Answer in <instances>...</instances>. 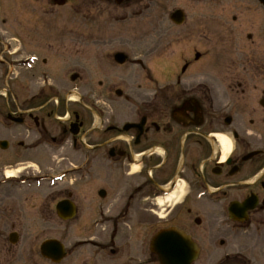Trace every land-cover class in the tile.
Instances as JSON below:
<instances>
[{
	"label": "flooded vegetation",
	"instance_id": "1",
	"mask_svg": "<svg viewBox=\"0 0 264 264\" xmlns=\"http://www.w3.org/2000/svg\"><path fill=\"white\" fill-rule=\"evenodd\" d=\"M39 1L44 10L33 17L63 7ZM130 1L78 0L72 8L89 18L101 3L119 9ZM199 2V26H175L170 15L162 74L139 59L130 64L125 38L109 26L101 41L86 43L105 49L88 62L78 63L77 26L27 58L0 42V65L12 66L8 82L35 58L30 88L0 93V160L13 161L0 162V180L47 182L57 172L49 208L68 202L70 221L91 235L93 250L65 249L60 264H160L152 240L167 230L195 245L192 264H264V4ZM117 15L124 21L123 10ZM30 21L23 37L38 45L48 36ZM129 64L138 68L136 89L121 90L113 80L123 87ZM8 169L20 176L4 180Z\"/></svg>",
	"mask_w": 264,
	"mask_h": 264
},
{
	"label": "rangeland",
	"instance_id": "2",
	"mask_svg": "<svg viewBox=\"0 0 264 264\" xmlns=\"http://www.w3.org/2000/svg\"><path fill=\"white\" fill-rule=\"evenodd\" d=\"M77 2L78 0H72L62 8L52 9L56 13L46 14L43 18L36 14V17H33L34 12L39 13V9L44 10L40 7L39 0H0V37L3 34L8 42L15 40L19 53L23 51L24 57L27 58V54L37 53V47L42 45L44 47V44L49 41L54 42L52 38L58 36L62 29L77 26L80 28L78 33L80 46L77 47L78 51L80 50L79 63L83 60L87 62L101 60L104 57L105 49L101 50L93 46L91 48L90 45L87 49L86 43L89 44L90 39L94 42L101 41L103 29L109 26L107 33L122 34L123 39L125 38V45L121 47V50L129 57L130 64L136 63L139 59L143 64L157 69L159 74H162L161 67L165 66L170 59V15L178 10L184 12L185 22L182 27L199 26L200 23L201 4L199 0H131L119 9L101 3L89 18L82 15L84 11L82 9L76 18L72 5H76ZM119 10L125 13V19L123 17L124 21L121 20V22L116 20ZM29 16H31L29 25L40 27L36 32H40L41 37L48 36L42 41L36 39V42H41L38 45L32 44L23 37L25 30L22 28L26 26ZM84 30L88 31L84 32ZM67 38V35H63L62 42H68ZM147 50L153 51L154 54L145 58L143 53ZM6 55L8 58L13 57ZM18 58L21 59V57ZM130 64L124 68L123 87L121 82L113 80L115 86L120 85L121 90L136 89L135 83L138 81L139 72L137 67ZM24 67H28V63H22L19 69L15 68L14 78L16 79L8 82L12 68L0 65V93L8 90L24 91L30 88L29 72L32 73L34 69ZM67 84L71 85L69 80L67 83H62L64 86ZM0 100L4 99L0 97ZM67 156L70 157V154ZM0 162L13 163L9 158L0 160ZM22 168L21 166L17 170L21 172ZM31 171H36V169L32 168ZM9 174L15 177L20 176L18 172L8 169L7 176ZM53 175L55 176L47 182L39 178L27 184L23 182L6 183L0 180V264H51L43 260L39 253L41 244L46 240L61 242L69 252L93 250L92 243L89 241L90 232L82 227V223L78 222L77 218L73 221L62 222L56 215L55 207L49 208L47 202L54 197L49 194L56 190L55 182L60 181L62 177L61 175L56 176L57 172ZM9 190L11 192H8ZM46 198H49L48 201ZM11 233L19 236L14 246H11L8 241ZM70 263L71 260H68L64 264Z\"/></svg>",
	"mask_w": 264,
	"mask_h": 264
},
{
	"label": "water",
	"instance_id": "3",
	"mask_svg": "<svg viewBox=\"0 0 264 264\" xmlns=\"http://www.w3.org/2000/svg\"><path fill=\"white\" fill-rule=\"evenodd\" d=\"M65 0L60 2L64 4ZM264 4V0H260ZM121 0H118L120 3ZM173 21L177 25L183 22V15L177 12L173 16ZM126 57L119 55L117 61L124 64ZM58 217L64 221L71 220L75 215L74 208L68 202H62L56 206ZM11 244L17 242L15 234L10 235ZM189 238L184 237L180 233L173 231L160 232L152 241V249L158 255L160 264H192L197 260L198 250ZM41 256L54 264L60 263L65 257L64 247L56 240H48L40 247Z\"/></svg>",
	"mask_w": 264,
	"mask_h": 264
},
{
	"label": "bare ground",
	"instance_id": "4",
	"mask_svg": "<svg viewBox=\"0 0 264 264\" xmlns=\"http://www.w3.org/2000/svg\"><path fill=\"white\" fill-rule=\"evenodd\" d=\"M8 176H9V178H13V175L12 174H9Z\"/></svg>",
	"mask_w": 264,
	"mask_h": 264
}]
</instances>
